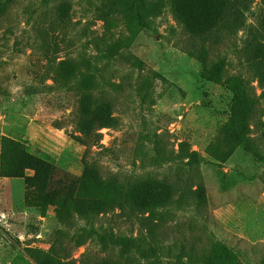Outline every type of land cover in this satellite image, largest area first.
I'll return each mask as SVG.
<instances>
[{"label":"rangeland","instance_id":"374dc122","mask_svg":"<svg viewBox=\"0 0 264 264\" xmlns=\"http://www.w3.org/2000/svg\"><path fill=\"white\" fill-rule=\"evenodd\" d=\"M262 35L264 0H0V264H264ZM30 159L84 181L31 199Z\"/></svg>","mask_w":264,"mask_h":264},{"label":"trees","instance_id":"16d2710c","mask_svg":"<svg viewBox=\"0 0 264 264\" xmlns=\"http://www.w3.org/2000/svg\"><path fill=\"white\" fill-rule=\"evenodd\" d=\"M134 7L139 17V25H144L145 6L141 5L140 3L136 4L135 2ZM134 30L135 29L133 28L132 32ZM261 37L262 40L260 39V43H264V35H262ZM100 109L103 111H107V106L102 105ZM31 165L36 170L35 176L28 178V179H35L33 183V186H35V188L30 189L29 193L27 194L28 197L31 199L37 197L47 200L50 196V190L52 189L50 184L51 180L53 181V183L65 182L71 189L77 190L80 187V185L83 183L84 177L86 175L85 171L82 175L74 174L56 164H48L41 161L40 159L33 160L31 162ZM28 182H30V180Z\"/></svg>","mask_w":264,"mask_h":264}]
</instances>
